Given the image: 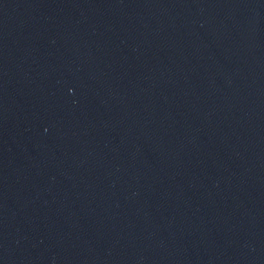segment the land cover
<instances>
[{
    "label": "water",
    "instance_id": "1",
    "mask_svg": "<svg viewBox=\"0 0 264 264\" xmlns=\"http://www.w3.org/2000/svg\"><path fill=\"white\" fill-rule=\"evenodd\" d=\"M0 264H264V0H0Z\"/></svg>",
    "mask_w": 264,
    "mask_h": 264
}]
</instances>
